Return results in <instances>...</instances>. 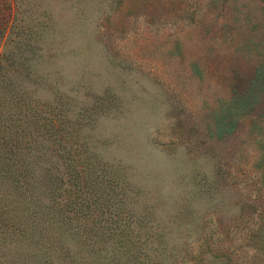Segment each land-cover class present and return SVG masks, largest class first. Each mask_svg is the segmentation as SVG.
I'll use <instances>...</instances> for the list:
<instances>
[{"label":"rangeland","instance_id":"rangeland-1","mask_svg":"<svg viewBox=\"0 0 264 264\" xmlns=\"http://www.w3.org/2000/svg\"><path fill=\"white\" fill-rule=\"evenodd\" d=\"M8 77L36 109L66 103L78 149L118 171L117 230L161 233L171 264H264V0H0V141L23 105ZM4 192L0 264H13L30 246Z\"/></svg>","mask_w":264,"mask_h":264},{"label":"trees","instance_id":"trees-1","mask_svg":"<svg viewBox=\"0 0 264 264\" xmlns=\"http://www.w3.org/2000/svg\"><path fill=\"white\" fill-rule=\"evenodd\" d=\"M1 65L7 70L9 66L15 72L21 70L12 57ZM8 79L10 98L23 105L10 102V138L0 141V189L5 190L2 198L10 200V219L18 221L11 233H17L23 244L30 246L13 264H171L172 247L161 233L158 242L152 244L148 235L117 230L120 218L114 216L110 205L124 201L118 188L121 178L96 153L83 154L78 149L72 129L67 127L68 105L45 102L36 109L21 94L14 95L20 86ZM248 94L220 110L216 135L233 128L232 113L244 106ZM25 127L28 129L23 131ZM42 164L41 173L36 175L35 168ZM15 204L19 208L14 212ZM91 215L90 223L81 221ZM71 238L74 246L69 243Z\"/></svg>","mask_w":264,"mask_h":264}]
</instances>
